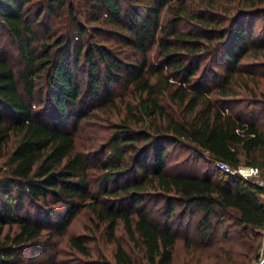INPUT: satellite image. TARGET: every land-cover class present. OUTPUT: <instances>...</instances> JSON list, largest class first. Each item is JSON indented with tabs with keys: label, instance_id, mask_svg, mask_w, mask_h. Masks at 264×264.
<instances>
[{
	"label": "trees",
	"instance_id": "trees-1",
	"mask_svg": "<svg viewBox=\"0 0 264 264\" xmlns=\"http://www.w3.org/2000/svg\"><path fill=\"white\" fill-rule=\"evenodd\" d=\"M76 1L0 0V29L20 62L16 69L0 53V264L47 249L44 236L62 233L80 210L110 241L121 222L141 251L138 264H171L180 231L205 245L238 240L252 255L264 228V189L216 162L264 170V90L244 87L252 93L239 97L235 89L242 75L264 77V61L243 59L264 56V0H242L232 13L214 0L201 10L187 0ZM165 8L172 15L163 25ZM154 45L158 59L150 62ZM114 84L132 89L126 117L98 154L75 150L73 130L58 122L77 125L87 100L89 108L114 105ZM42 102L47 122L36 108ZM176 146L208 166L170 171ZM148 203L162 204V225L149 218ZM68 241L89 257L84 238ZM112 255L113 262L77 264H136L119 244Z\"/></svg>",
	"mask_w": 264,
	"mask_h": 264
},
{
	"label": "rangeland",
	"instance_id": "rangeland-1",
	"mask_svg": "<svg viewBox=\"0 0 264 264\" xmlns=\"http://www.w3.org/2000/svg\"><path fill=\"white\" fill-rule=\"evenodd\" d=\"M74 1L75 4L78 3V1ZM206 1L207 0H187L185 5L190 9L201 10L205 8ZM214 1H217L221 7L229 9L230 13L236 11L242 5V0ZM175 6L176 3H172L170 9H174ZM170 9L165 8L163 10L160 17L161 24H167L166 20L172 15ZM81 19L84 18L82 17ZM93 24L96 23L93 22ZM105 26L106 25H104V27ZM183 27L188 30L189 24L184 23ZM39 32L41 33V29ZM102 39H104V37ZM109 42L113 45H119L115 40H113V38L109 39ZM124 51L129 52L128 49H124ZM0 53L10 63H12L16 69L19 67L20 62L15 46H13L10 38L3 29H0ZM262 53L263 52L260 51L259 54H256V56L253 54H250L249 56L246 55L243 59L248 62H261L264 61V56H261ZM156 55L157 47L154 45L148 54L150 62L157 61L158 58ZM203 63L206 64L207 62ZM82 73L85 75L84 72ZM242 76L243 81L241 83L243 87L235 86V89H238L237 94L239 97L252 93L245 91L243 89L244 87L246 90L256 89L257 93L264 90V77L255 75L252 79H250L249 76ZM110 90L112 93L110 92L111 94L109 98L113 101L114 105L108 102H103L93 108H89L90 100H87V102L84 103V106L88 111V116L81 119L75 126L71 123L72 119H69L67 123H60L58 116H55V119L59 121H57L59 127L73 130L75 150L84 154H91L93 156L98 154L101 150L100 145L115 129L113 123H117L126 117L127 104L134 102L131 87L114 84ZM215 96H217V94H215ZM258 97L263 96L262 94H258ZM44 98L45 94L43 95V99ZM164 102L167 103V105H165L166 109L172 114L177 115L174 107H172L167 101L163 100V103ZM44 106L45 103L42 102L41 105H37L36 108H39L40 112L44 113L41 120L47 122L48 115H45L48 113L44 112ZM144 122L145 125L148 124L149 119L145 118ZM10 145L11 143H9L5 149H8ZM206 156H208V154H206ZM211 165L213 166V164H210L209 166ZM216 165L220 167L219 161L216 162ZM207 166L208 162L204 160H200L198 163H195L191 152L188 150L179 146L174 148L170 147V153L167 158V167L170 171L200 174ZM261 174L264 175V170L263 172L261 170ZM147 210L149 212V218H151V220L158 225H162L165 221L162 204L155 206L153 203H148ZM41 222L44 223V225L50 224L49 221L43 217ZM14 228L15 225H13L9 231L12 232ZM173 228L176 229L175 225H173ZM5 230H7V226H5ZM42 230L43 232L45 231V229ZM261 233V237H259L256 242V250L252 253V255H250V252L248 253L249 249L247 248L249 246L244 243H238V240V242L232 240L228 242L218 238L209 245H205L199 242L197 234L193 233V231H188L187 234L184 231H180L175 238L171 264H256L259 252L264 250V228L261 229ZM72 236L84 238L85 243L90 250L89 257L82 256L71 248L68 239ZM44 238L47 239V249L37 252L31 258L25 254L19 264H77L78 260H94L102 256L113 262L112 253L117 244L121 245V247H123L133 257L136 264L141 261L140 249L128 239L121 222L118 223L115 229L114 239L110 241L105 233V230H103V225H98L97 220L94 219L93 216H91L86 210H80L77 214H75L62 233L54 232L52 237L44 236ZM250 243L251 242L248 241L249 245Z\"/></svg>",
	"mask_w": 264,
	"mask_h": 264
},
{
	"label": "built area",
	"instance_id": "built-area-1",
	"mask_svg": "<svg viewBox=\"0 0 264 264\" xmlns=\"http://www.w3.org/2000/svg\"><path fill=\"white\" fill-rule=\"evenodd\" d=\"M219 166L228 172H233L241 175L243 178L264 189V175L261 174V169L258 166L245 164L230 166L221 161H219ZM256 264H264V250L259 252Z\"/></svg>",
	"mask_w": 264,
	"mask_h": 264
},
{
	"label": "crops",
	"instance_id": "crops-1",
	"mask_svg": "<svg viewBox=\"0 0 264 264\" xmlns=\"http://www.w3.org/2000/svg\"><path fill=\"white\" fill-rule=\"evenodd\" d=\"M262 198H263V200H264V193H262Z\"/></svg>",
	"mask_w": 264,
	"mask_h": 264
}]
</instances>
